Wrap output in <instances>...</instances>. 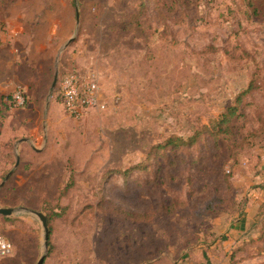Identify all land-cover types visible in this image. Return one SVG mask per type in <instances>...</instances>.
Here are the masks:
<instances>
[{"label":"rangeland","instance_id":"374dc122","mask_svg":"<svg viewBox=\"0 0 264 264\" xmlns=\"http://www.w3.org/2000/svg\"><path fill=\"white\" fill-rule=\"evenodd\" d=\"M0 16V207L15 209L0 214L12 244L0 264L37 263L32 210L71 177L44 264H226L232 251L264 264L262 231L210 247L222 213L240 207L238 170L264 151V0H0ZM70 71L95 73L106 108L67 113L57 93ZM19 87L26 101L11 106ZM246 89L234 133L159 148Z\"/></svg>","mask_w":264,"mask_h":264},{"label":"crops","instance_id":"0c3cea01","mask_svg":"<svg viewBox=\"0 0 264 264\" xmlns=\"http://www.w3.org/2000/svg\"><path fill=\"white\" fill-rule=\"evenodd\" d=\"M2 20L0 16V21ZM233 182L236 188L235 198L240 207L237 209V205L235 206V214L222 213V219L218 223L221 224L218 228L219 238L217 242L211 244V248L218 245L231 247L242 241L244 237L264 230V151L254 163L241 167ZM9 242L11 243L10 240ZM211 248L208 249L210 252ZM206 259L200 261V264H207L208 260Z\"/></svg>","mask_w":264,"mask_h":264},{"label":"built area","instance_id":"2783aa9c","mask_svg":"<svg viewBox=\"0 0 264 264\" xmlns=\"http://www.w3.org/2000/svg\"><path fill=\"white\" fill-rule=\"evenodd\" d=\"M58 85L57 96L71 117L78 119L91 108L104 109L107 106L93 72L70 71L61 75ZM5 100L15 107L24 105L26 101L21 87L6 96ZM11 252L12 244L6 236L0 234V258Z\"/></svg>","mask_w":264,"mask_h":264},{"label":"trees","instance_id":"16d2710c","mask_svg":"<svg viewBox=\"0 0 264 264\" xmlns=\"http://www.w3.org/2000/svg\"><path fill=\"white\" fill-rule=\"evenodd\" d=\"M66 70L67 69H65L64 71L66 72ZM249 90L250 89H246L240 95H238L236 98V104L233 106L227 107L226 110L222 112V114L220 115L219 118H217L211 122V125H205L203 130L195 131L192 135H189L187 138L183 137V136L171 137L167 140V142L165 141L166 143L159 145V148L169 147V146L178 147L180 145H194V144L199 142V140L204 136L205 133H210L216 137H219V136H226L227 137L230 134L234 133L236 126H233L231 121L237 115V104L241 102L243 94H245ZM73 184H74V178L72 179V177H71V180L65 186V188L63 190H59L57 197H56L57 202L55 204L43 205L42 210L45 211V213L47 215L48 226L50 228V234H51V230H52L51 223H52L53 219H55L56 217H59L62 214V212L60 210H64L67 207L61 203L60 199L67 196V194L69 193V189L71 188L70 186H72ZM171 205H172V203L169 202V203H164V204L160 205V207L162 209H165V210L167 209L170 212V210L172 208ZM125 213L130 215V217H132L133 219L146 218L149 214H151L149 212L137 213L136 215H132L129 212H125ZM5 218L8 220H13L11 217H5ZM259 238L262 241H264V230L260 234ZM49 247H50V250H52L51 243H50V237H49ZM236 262L237 261L234 257V252L232 251V253L229 256V260L227 261L226 264H236Z\"/></svg>","mask_w":264,"mask_h":264},{"label":"water","instance_id":"95a60500","mask_svg":"<svg viewBox=\"0 0 264 264\" xmlns=\"http://www.w3.org/2000/svg\"><path fill=\"white\" fill-rule=\"evenodd\" d=\"M77 17L79 19V12H77ZM58 76H59V71L56 72L55 78H54V82H53V88L56 87L57 82H58ZM19 164V156L17 157V161L15 163V168L18 166ZM12 174V171H10L7 175H6V179H8ZM3 184V183H2ZM15 212L14 208L11 207H0V214L6 215V216H10ZM33 214L37 215L41 221V224L43 226L44 229V253L40 256V258L38 259L36 264H44L45 258L48 254L49 251V237H50V228L48 226V218L47 215L40 211V210H32Z\"/></svg>","mask_w":264,"mask_h":264}]
</instances>
